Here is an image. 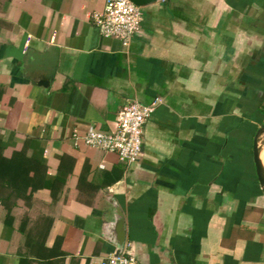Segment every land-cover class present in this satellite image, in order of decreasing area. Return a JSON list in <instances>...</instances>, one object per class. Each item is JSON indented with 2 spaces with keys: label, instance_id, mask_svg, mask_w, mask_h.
Wrapping results in <instances>:
<instances>
[{
  "label": "crops",
  "instance_id": "1",
  "mask_svg": "<svg viewBox=\"0 0 264 264\" xmlns=\"http://www.w3.org/2000/svg\"><path fill=\"white\" fill-rule=\"evenodd\" d=\"M102 6L0 0L2 154L43 165L8 223L0 206V264H99L126 244L138 264H264V0H155L127 46L92 24ZM48 45L43 87L29 53ZM132 100L154 103L135 162L74 141ZM257 146L264 170V132Z\"/></svg>",
  "mask_w": 264,
  "mask_h": 264
},
{
  "label": "built area",
  "instance_id": "2",
  "mask_svg": "<svg viewBox=\"0 0 264 264\" xmlns=\"http://www.w3.org/2000/svg\"><path fill=\"white\" fill-rule=\"evenodd\" d=\"M101 10L90 13V20L102 37L118 39L127 46L139 27L140 6L130 0H102ZM154 109V103L143 104L132 100L117 110L114 129L103 132L88 127L82 134L72 135L75 142L113 152L124 163H132L140 154L141 131L145 120ZM99 264H138L128 248V244L117 254L109 253L100 259Z\"/></svg>",
  "mask_w": 264,
  "mask_h": 264
},
{
  "label": "trees",
  "instance_id": "3",
  "mask_svg": "<svg viewBox=\"0 0 264 264\" xmlns=\"http://www.w3.org/2000/svg\"><path fill=\"white\" fill-rule=\"evenodd\" d=\"M2 151L0 141V206L5 210L3 222L8 223L10 208L16 200H29L32 193L41 187L43 165L20 150L13 151L9 156H4Z\"/></svg>",
  "mask_w": 264,
  "mask_h": 264
},
{
  "label": "water",
  "instance_id": "4",
  "mask_svg": "<svg viewBox=\"0 0 264 264\" xmlns=\"http://www.w3.org/2000/svg\"><path fill=\"white\" fill-rule=\"evenodd\" d=\"M136 5H144L155 0H130ZM31 58L36 61L39 58H47L48 61L45 62V67L43 69V75L37 80L36 84L46 87L52 78L54 67H55V60H56V49L52 45H48L45 47V50L38 54L37 56L34 53H29ZM31 81L32 78L28 77ZM264 132V124H262L257 130L255 131L253 138H252V159L255 166V172L258 178V181L261 185H264V170L260 165L258 159V146H257V138L260 133ZM115 252L114 254H117Z\"/></svg>",
  "mask_w": 264,
  "mask_h": 264
}]
</instances>
